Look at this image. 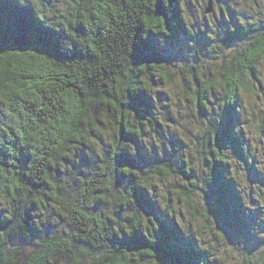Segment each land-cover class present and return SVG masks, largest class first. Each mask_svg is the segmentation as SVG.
Returning a JSON list of instances; mask_svg holds the SVG:
<instances>
[{
    "label": "trees",
    "instance_id": "1",
    "mask_svg": "<svg viewBox=\"0 0 264 264\" xmlns=\"http://www.w3.org/2000/svg\"><path fill=\"white\" fill-rule=\"evenodd\" d=\"M182 1L70 0L49 22L27 0H0V199L19 212L27 192L46 194L55 203L52 168L65 147L84 146L87 128L99 122L93 113H104L114 130L92 172L66 200L65 228L35 242L36 252L21 262L8 236L17 217L33 233L32 214L0 215V264H50L56 256L61 264H196L201 257L178 223L152 212L147 201L153 178L178 176L189 191L199 188L192 169L159 160L149 172L131 151L146 128L161 127L147 92L146 74L153 75L160 59L150 42L189 34ZM258 29L251 24L228 31L227 39L255 34L254 40L220 74L222 118L218 130L207 129L203 143L208 162L203 185L236 219L242 211L225 167L226 149L247 162L237 109L240 90L249 89L247 80H257L264 60V32ZM195 81L192 102L205 111L212 84ZM110 198L116 215L128 204L133 213L115 223L102 209Z\"/></svg>",
    "mask_w": 264,
    "mask_h": 264
},
{
    "label": "rangeland",
    "instance_id": "2",
    "mask_svg": "<svg viewBox=\"0 0 264 264\" xmlns=\"http://www.w3.org/2000/svg\"><path fill=\"white\" fill-rule=\"evenodd\" d=\"M49 22L55 10H66L70 0H27ZM211 3L212 12L204 14ZM182 11L189 34L167 39L153 37L151 46L160 55L157 66L148 75L147 92L158 107L161 127L147 128L138 148L131 146L139 164L152 172L159 160L175 161L192 169L198 186L189 191L184 180L171 176L150 182L147 201L157 215L166 213L181 227L182 232L201 257L196 264H264V60L257 67V80H247L248 90L241 89L238 102V129L243 138L244 155L241 160L226 149V170L233 189L239 195L235 203L241 209L240 218L221 209L203 185L208 174L205 162L206 131L218 130L222 118L220 107V74L230 61L253 40L227 39L228 31L241 25L254 24L264 32V3L261 0H183ZM195 78L212 84L205 111L192 102L196 93ZM4 113L0 100V117ZM99 118L83 138L84 146L69 144L57 157L52 168V181L58 187L55 203L46 194L28 193L23 196L21 216L32 214L35 231H29L26 220L15 219L8 240L18 262L36 252L35 242H42L65 228V203L79 183L93 170L97 156L114 137L111 119ZM207 124V129H205ZM139 151L141 154H139ZM252 167V168H250ZM205 188V192L202 189ZM135 207L124 205L120 216L110 198L102 209L115 223L130 216ZM11 209H13L11 211ZM0 199V215L19 213ZM50 264H61L56 256ZM150 264V263H148Z\"/></svg>",
    "mask_w": 264,
    "mask_h": 264
},
{
    "label": "water",
    "instance_id": "3",
    "mask_svg": "<svg viewBox=\"0 0 264 264\" xmlns=\"http://www.w3.org/2000/svg\"><path fill=\"white\" fill-rule=\"evenodd\" d=\"M211 10H212V8H211V3L209 2V3H208V6H207L206 9H205V13H210Z\"/></svg>",
    "mask_w": 264,
    "mask_h": 264
},
{
    "label": "clouds",
    "instance_id": "4",
    "mask_svg": "<svg viewBox=\"0 0 264 264\" xmlns=\"http://www.w3.org/2000/svg\"><path fill=\"white\" fill-rule=\"evenodd\" d=\"M21 3H23V0H21ZM261 3H264V0H261ZM207 127H208L207 124H205V129H207ZM170 179H171V177H170ZM176 179L179 180L180 178L177 176Z\"/></svg>",
    "mask_w": 264,
    "mask_h": 264
}]
</instances>
